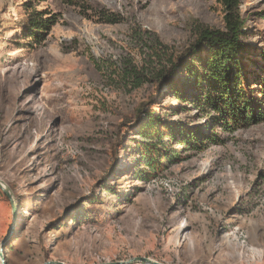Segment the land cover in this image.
<instances>
[{
    "label": "rangeland",
    "instance_id": "obj_1",
    "mask_svg": "<svg viewBox=\"0 0 264 264\" xmlns=\"http://www.w3.org/2000/svg\"><path fill=\"white\" fill-rule=\"evenodd\" d=\"M240 9L251 120L241 102L236 117L203 103L199 60L160 80L199 25L225 29L222 0H0V179L16 203L0 187L6 264H264V0ZM34 18L48 25L37 38ZM143 104L172 157L154 169Z\"/></svg>",
    "mask_w": 264,
    "mask_h": 264
},
{
    "label": "trees",
    "instance_id": "obj_2",
    "mask_svg": "<svg viewBox=\"0 0 264 264\" xmlns=\"http://www.w3.org/2000/svg\"><path fill=\"white\" fill-rule=\"evenodd\" d=\"M222 2L225 9V29H214L203 24L199 25L196 31V40L177 59L170 60V66L161 72L160 80L169 84L174 83L176 70L183 66L184 61L188 57H192L193 61L199 60L201 68L197 79L208 84L203 96V103L215 108L220 113H227L224 109H228L230 110V114L236 117L240 114V111L243 112L239 108L241 102L240 105L247 112L245 119L251 120L253 119V114L249 109L250 105L244 97L242 98L243 95L239 89L245 76L244 54L248 48L241 39L245 27V19L242 17L240 9L241 0H222ZM97 13L100 16V20L106 23H119L124 20V17L120 13L112 11H99ZM50 23L52 25L54 21ZM31 24L32 27L29 29L30 31L27 33V36H32L33 38H37L48 26L47 24H41L39 19L35 18ZM175 94L182 101L186 98L180 92H176ZM137 122L142 123L138 134L145 139L144 144L141 145L140 153L142 154L141 157L147 161L146 165L154 169L155 160L158 157H160V160H172L170 155L162 156L158 145L154 142L159 132L158 125L162 123L160 116L152 113L143 104L137 109ZM170 132L167 136L182 145L187 144L191 146L197 143L194 141L198 139L193 135L190 140L177 139V135L172 131Z\"/></svg>",
    "mask_w": 264,
    "mask_h": 264
},
{
    "label": "water",
    "instance_id": "obj_3",
    "mask_svg": "<svg viewBox=\"0 0 264 264\" xmlns=\"http://www.w3.org/2000/svg\"><path fill=\"white\" fill-rule=\"evenodd\" d=\"M0 187L3 188L4 192L10 197L11 199V202H12V205H13V208L15 209V199L10 191V188L9 186L3 181L0 179ZM2 248H0V258H1V264H6V259H5V256L2 254ZM133 261H144V262H147V263H150V264H163V263H159L153 259H150L148 257H138V258H133L131 260H128L126 262H106V263H102V264H129ZM52 264H68V263H64V262H53Z\"/></svg>",
    "mask_w": 264,
    "mask_h": 264
}]
</instances>
